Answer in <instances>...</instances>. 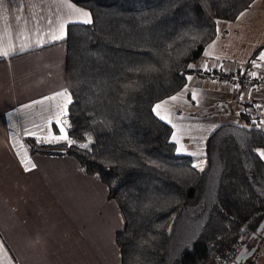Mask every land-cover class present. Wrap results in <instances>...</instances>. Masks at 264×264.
<instances>
[{"label": "trees", "instance_id": "16d2710c", "mask_svg": "<svg viewBox=\"0 0 264 264\" xmlns=\"http://www.w3.org/2000/svg\"><path fill=\"white\" fill-rule=\"evenodd\" d=\"M256 1L69 0L91 19L68 24L60 42L71 97L63 123L75 143L23 142L30 154L73 158L106 186L122 219L121 264H231L264 222V128L255 103L243 106L239 123L209 135L202 168L176 152L171 125L155 113L186 92L191 75L211 74L192 66L221 34L220 23ZM256 88L264 107V84Z\"/></svg>", "mask_w": 264, "mask_h": 264}, {"label": "crops", "instance_id": "0c3cea01", "mask_svg": "<svg viewBox=\"0 0 264 264\" xmlns=\"http://www.w3.org/2000/svg\"><path fill=\"white\" fill-rule=\"evenodd\" d=\"M252 7L225 22L222 35L192 66L211 74L191 75L185 93L155 107L164 121L173 112L188 122L200 121L192 133L190 125L176 130L169 123L177 153L204 159L209 135L222 124L239 123V104L248 108L254 102L264 118L260 88L251 90L248 80L234 79L236 74L225 76L244 68L264 44V10ZM79 17L62 0H0V50L10 49L7 57L0 56V264H121L115 234L122 219L106 186L96 176L83 175L73 158L30 154L23 142L26 137L64 141L51 139L66 134L63 119L71 101L60 42L68 24L83 23ZM263 62L250 63L255 74L260 72L259 84ZM65 90L66 96L56 95ZM24 149L35 164L29 171L21 164Z\"/></svg>", "mask_w": 264, "mask_h": 264}, {"label": "rangeland", "instance_id": "374dc122", "mask_svg": "<svg viewBox=\"0 0 264 264\" xmlns=\"http://www.w3.org/2000/svg\"><path fill=\"white\" fill-rule=\"evenodd\" d=\"M252 8L264 10V0L256 1L253 4ZM79 18L82 19V17H79ZM223 24H225V22H221L220 25H219V31L220 32H221V30H222V28L224 26ZM221 35H222V33H221ZM262 52H264V44L259 47V50H258V53H259L258 56L259 57H260V54ZM183 90H182L181 93L185 92ZM238 107H239L238 109L243 110V107L241 106V104H239ZM254 109H255V112L258 115L259 114L258 108L255 107ZM200 111L201 110H196L195 112L197 113V115H201L202 116L203 113H201ZM233 111H236V109L233 108ZM183 113H185V112H183ZM183 113H180V115L183 114ZM167 114L168 115L165 116L166 121L168 123H170L176 130H178V129L180 130L181 128L187 127V125H190L191 126V133H192L193 129H195L194 126H196V125H198L200 123V121H198V120H194L193 122L192 121L188 122L187 120H183V118L186 117L185 115L181 116V118H178V117H176V114L174 112L172 114H170V113H167ZM261 119H262L261 120V126L264 128V118L261 117ZM196 121H198V122H196ZM261 152H264V150L263 149H258V153L260 154ZM260 156H261V154H260ZM262 159L264 160V157H262ZM191 163H192L193 166H195L197 168H202L204 166V164H205V160L197 158V159L192 160ZM244 247L247 249V251H250L254 247L256 248L255 253L247 261L255 260L256 264H264V234L262 235L260 233L258 235V237L247 240Z\"/></svg>", "mask_w": 264, "mask_h": 264}, {"label": "snow or ice", "instance_id": "6c2138e0", "mask_svg": "<svg viewBox=\"0 0 264 264\" xmlns=\"http://www.w3.org/2000/svg\"><path fill=\"white\" fill-rule=\"evenodd\" d=\"M62 3L64 4L65 7L71 9L72 11L77 12L80 15V17L83 18V20H82L83 23H90L91 22L90 14L87 11H84V10L78 9V8H75V6L72 5L69 2V0H62ZM62 35H63V25H61V36ZM61 36H57L55 38L56 39H59V38H61ZM9 54H10V49L0 50V56L7 57ZM259 58L261 60H264V52H262L260 54V57ZM253 75H255V73H253ZM189 79H191V77H189ZM56 95H58V96H66L67 95V91L65 90L64 92L57 93ZM193 98H195V96H193ZM172 99H175V97H173ZM69 102H70V99H69ZM156 108L157 109L161 108V105H156ZM157 115H159V112H157ZM161 118L163 119L164 117L162 116ZM58 123H59V121H58ZM60 131L61 132H64V128L61 127ZM51 139L53 141H57V142L60 141V140H64L69 145L75 143V141L70 140L66 134L65 135H61V136H52ZM173 139H175V136L173 137ZM89 140H90V137H89ZM79 146L81 148H87L88 147L87 144H80ZM23 147L24 146L21 145V148H23ZM260 154H261L262 157H264V152H261ZM18 155H20V153H18ZM21 164L24 167L25 171H29V170H31V168H35V164H32L30 158L27 157L26 149H24L23 159H21ZM29 166H31V167H29Z\"/></svg>", "mask_w": 264, "mask_h": 264}, {"label": "water", "instance_id": "95a60500", "mask_svg": "<svg viewBox=\"0 0 264 264\" xmlns=\"http://www.w3.org/2000/svg\"><path fill=\"white\" fill-rule=\"evenodd\" d=\"M264 234V222L259 226L254 234L251 237L256 238L259 234ZM256 248H252L250 251H247L245 247H243L240 252L234 258V261L231 264H245V262L255 253Z\"/></svg>", "mask_w": 264, "mask_h": 264}, {"label": "built area", "instance_id": "2783aa9c", "mask_svg": "<svg viewBox=\"0 0 264 264\" xmlns=\"http://www.w3.org/2000/svg\"><path fill=\"white\" fill-rule=\"evenodd\" d=\"M261 67H262V71L264 73V62L261 64ZM255 71L256 70H254V71H251L250 70V72H246L244 70V68H240L239 69V72L236 74V76H234V79L237 80L238 82H242L244 80H248L251 83V85H257L261 81V80L259 81V74H260V72L258 70V72L255 75H253V73ZM262 80L263 81H262L261 84H264V74H263V79Z\"/></svg>", "mask_w": 264, "mask_h": 264}, {"label": "flooded vegetation", "instance_id": "af4514ba", "mask_svg": "<svg viewBox=\"0 0 264 264\" xmlns=\"http://www.w3.org/2000/svg\"><path fill=\"white\" fill-rule=\"evenodd\" d=\"M246 249V248H245Z\"/></svg>", "mask_w": 264, "mask_h": 264}]
</instances>
